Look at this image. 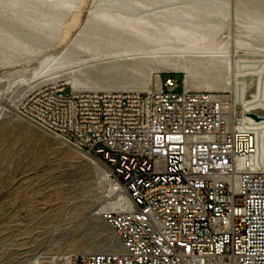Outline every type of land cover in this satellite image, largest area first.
Here are the masks:
<instances>
[{
    "label": "built area",
    "instance_id": "1",
    "mask_svg": "<svg viewBox=\"0 0 264 264\" xmlns=\"http://www.w3.org/2000/svg\"><path fill=\"white\" fill-rule=\"evenodd\" d=\"M163 74L146 91L48 81L26 94L20 113L99 159L128 204L102 211L120 250L45 248L25 264H264L261 114Z\"/></svg>",
    "mask_w": 264,
    "mask_h": 264
},
{
    "label": "rangeland",
    "instance_id": "2",
    "mask_svg": "<svg viewBox=\"0 0 264 264\" xmlns=\"http://www.w3.org/2000/svg\"><path fill=\"white\" fill-rule=\"evenodd\" d=\"M226 1L240 19L227 18L219 36L227 50L235 52V59L245 61L228 73L224 63L209 64L203 59L192 63L187 57L182 61L194 64L190 74L179 67L164 70L129 60L122 52L128 49L129 32L121 35L118 30L111 36L121 45L82 37V33L93 36L97 31L109 37L108 22L93 12L100 0H75L58 8L60 20L43 31L28 27L19 13L0 5V264H25L45 248L56 253L121 249L116 233L99 211L114 197L105 166L20 113L24 97L39 84L67 83L76 77L82 82L78 89L140 90L154 87L158 75L166 72L171 74L163 78H179L178 90L181 80L192 76L191 89L236 92L248 109L264 108V30L254 33L245 28L249 14L264 16V0ZM19 35L21 42L16 41ZM83 42L91 43L90 49L80 47ZM63 53L66 56L60 60ZM100 61L107 73L93 71V62ZM41 264L55 263L46 259Z\"/></svg>",
    "mask_w": 264,
    "mask_h": 264
},
{
    "label": "bare ground",
    "instance_id": "3",
    "mask_svg": "<svg viewBox=\"0 0 264 264\" xmlns=\"http://www.w3.org/2000/svg\"><path fill=\"white\" fill-rule=\"evenodd\" d=\"M73 1L75 0H0V5L5 4L13 12L19 13V17L27 26L29 25L28 27L43 31L52 29L51 24H56L60 20L62 13L58 14L56 10L60 7L70 6ZM182 1L185 4L178 5ZM93 12L108 22L111 27L109 37L105 38L98 31L93 36L86 33H82L81 36L96 38L100 41L105 40L106 44L121 45L117 38L111 36L118 30L122 31L121 35L124 32H129L132 37L126 38L128 49L122 52L138 66L156 64L164 70L179 67L190 74L194 72V64L182 61L189 57L192 63L200 59L209 64L212 61L224 63L228 73H232L235 66L240 65L241 61H245L235 59V52L228 51L226 42L219 36L221 25L227 18L240 19L238 11L233 13L226 0H100ZM28 19H31L32 23L28 24ZM245 28L249 32L264 30V16L249 14L245 20ZM21 40L19 35L16 41L21 42ZM84 43L80 44V47L90 49L91 43ZM65 56L66 54L63 53L59 59L62 60ZM91 66H94L93 71L99 70L103 73L108 71L106 64L101 61L93 62ZM73 70L79 71L76 68ZM204 70L210 72L209 67H205ZM160 82L159 74L157 85ZM67 83H70L74 89H78L82 85L81 80L76 77H71ZM194 83L195 78L186 77V88L191 89V85ZM226 84L229 85V77L226 79ZM138 89L146 91L151 88L140 87ZM238 101L247 107L248 104L243 100V97H240V94ZM251 110L261 114L262 117L258 120L264 133V108ZM262 141L264 150V140ZM105 173L108 177L106 168ZM112 190L113 188H111ZM127 204L128 199L124 195L117 194L99 211L106 208L123 209Z\"/></svg>",
    "mask_w": 264,
    "mask_h": 264
},
{
    "label": "water",
    "instance_id": "4",
    "mask_svg": "<svg viewBox=\"0 0 264 264\" xmlns=\"http://www.w3.org/2000/svg\"><path fill=\"white\" fill-rule=\"evenodd\" d=\"M250 115H251L252 117L256 118V119L259 118V116H257V114H255V113H251Z\"/></svg>",
    "mask_w": 264,
    "mask_h": 264
}]
</instances>
